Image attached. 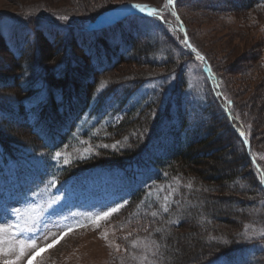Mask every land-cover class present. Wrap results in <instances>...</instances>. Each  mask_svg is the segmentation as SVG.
<instances>
[{"label":"trees","instance_id":"obj_1","mask_svg":"<svg viewBox=\"0 0 264 264\" xmlns=\"http://www.w3.org/2000/svg\"><path fill=\"white\" fill-rule=\"evenodd\" d=\"M165 1L155 6L161 8ZM259 3L264 4V0L243 3L244 9L253 5L256 7ZM176 4L181 18L187 24L179 11L178 0ZM106 8L91 19L95 20ZM139 20L144 19L134 18L130 21L128 29L115 33H111V30L109 34L99 31L81 37L72 35L64 38L65 55L61 56V60H57L59 53L49 46L47 37L38 32L33 45L39 49L43 39L44 45L38 50L41 51V57L36 59L34 56L26 57L22 54L17 58V63L14 59L13 70L0 69L3 74L9 73L7 76L12 79L17 78L18 85V89L0 92V100H5L6 94H9V100L0 101L1 110L12 112L13 100L22 110L26 101L36 102L42 97L37 102L38 119L32 124L23 122L14 113L4 119L0 115V164L14 159L22 166L26 163L25 158L32 154L61 149L71 154V162L64 164L59 173L60 179H64L95 166H125L143 157L152 146L151 135L159 127L165 111L172 106L171 102L167 104L166 99L154 96L156 91L150 100L142 103L140 108L126 112L117 123H102L101 120L93 125L85 123L86 119H97L101 115L100 109L90 107L92 102L96 100L99 104L115 88L125 97L123 104L137 87L157 77L165 78L176 73V88L186 86L187 81L185 74L181 72V65L192 56L183 52V48L180 49L176 37L178 33L160 29L161 23L154 22L153 26L158 32L161 31L162 35L155 41L146 39V28L139 25ZM139 37L144 41L137 45ZM0 43L2 48L7 49L2 40ZM175 47L179 48L177 54ZM150 55L152 58H148ZM205 56L213 70L210 87H221V94L213 100L209 99L207 107L212 114L207 125H198L195 131L188 132L185 140L178 144L181 146L175 148L176 152L172 153L170 159L165 160L167 163L162 167V175L166 179L171 175L184 176L188 183L170 195L167 212L157 208L160 212L157 222L148 217L150 210L139 207L138 203L147 193L142 187L136 190L132 200L122 208L115 220L116 226L121 230L128 228L132 235L145 238L142 242L147 241L150 246L144 248V244H141L135 249L141 252H155L154 264H208L217 253H214L213 246L219 243L221 237H229L233 233L234 224H240L244 217L251 215L250 210H247L248 206L244 205L247 202L244 195L253 188L243 185L250 180L254 184V177L249 168L252 165L251 159L238 133L224 114V99H227L231 109L238 113L235 100L225 90L223 73L217 70L206 53ZM54 61V65L49 68L40 64ZM253 64H248L241 74L246 75L249 69L254 67ZM120 65L123 67L117 69ZM143 67L147 68L146 72ZM154 69H161L163 73L151 74ZM5 78V75L0 76V80ZM255 98L261 102L259 106L253 101ZM252 99L255 102L257 120H264V84L259 92L254 93ZM85 114L87 116L82 120ZM238 115L239 121L248 130L247 122L239 113ZM5 121L17 128H9ZM223 129L230 132L229 141H221ZM251 145L256 150L254 139L251 140ZM234 146H237L240 152H234ZM241 167L246 171V181L241 179ZM170 179L177 182L174 177ZM196 179L201 182L200 187L204 188H200L201 192L195 188ZM189 184L192 185L191 188L188 187ZM229 189L231 194L227 195ZM214 193L220 195L215 196ZM187 202L197 205V208L186 206ZM236 204L239 205L236 214L232 209L218 210L223 206L232 208ZM225 214L237 216L238 222L228 221ZM173 217L177 218L175 222H179L178 224L173 222ZM187 224V228L183 229ZM156 229L162 231L157 232ZM238 232L239 230L232 236ZM152 241H155L158 247H151ZM231 248L229 246L222 250ZM119 253L126 255L127 260H131L135 255L131 246L119 248ZM257 258L259 255H256L253 261Z\"/></svg>","mask_w":264,"mask_h":264},{"label":"rangeland","instance_id":"obj_2","mask_svg":"<svg viewBox=\"0 0 264 264\" xmlns=\"http://www.w3.org/2000/svg\"><path fill=\"white\" fill-rule=\"evenodd\" d=\"M125 1H139L147 2L150 4H160L164 0H0V18L3 22L11 21L13 18L9 17L8 14H14L21 16L23 20L32 19H46L50 23H71L77 25H83L88 20L93 18L96 13L104 8H109L117 5L118 3ZM253 0H178L179 11L182 17L187 22V27L190 37L193 41L201 48L203 52L207 54L215 64L217 70H220L225 78V90L229 92L235 100L236 108L238 113L243 117V119L248 124V131L254 139V144L259 157L264 162V120L258 121L255 113V102L257 98L252 99L255 92H259L261 86L264 84V4H256V7L250 6L246 9L243 3L249 4ZM106 8V9H107ZM62 17H67V19H62ZM5 24H10L9 22ZM140 26L146 28L147 36L146 39L151 38V40H156L162 35L161 31L158 32L154 26L149 23H139ZM151 25V26H150ZM34 27L40 30V28L34 24ZM48 44L51 48L56 49L55 52L59 53L58 59L61 60V56L65 55L64 38L57 34L56 31L49 30L47 33ZM40 38V35H39ZM44 38V37H43ZM16 37H12V44L16 45ZM143 39L139 37L137 39V45L142 43ZM1 44V43H0ZM44 45L42 39L41 46L39 44V49ZM4 48V47H3ZM0 46V69L5 71L7 69L13 70L15 68L14 62L17 58L14 53L10 50L3 49ZM16 49L22 51V54L26 57L34 56L36 59L41 57L39 49L31 43L30 40L23 46H16ZM148 58H152L150 55ZM15 59V60H14ZM19 62L21 61L18 60ZM253 62V66L249 69L246 75L241 74L243 69L247 68L248 64ZM54 62H40L43 66L49 68L50 65H54ZM123 67L120 65L117 69ZM200 65L196 62L190 64L187 68V86L185 91L182 93L183 101L187 102L190 100L189 96L192 94L188 89H194L196 91L202 92L204 89L206 81L205 76L200 69ZM147 71L146 67L142 68ZM219 71V72H220ZM151 74L159 73L163 71L161 69H154L153 71H148ZM5 75L7 78L0 80V85L3 86L0 92L11 89H18L17 78L12 79L9 73H1L0 76ZM244 76V77H243ZM174 77H171L169 82L165 87V91L169 94L172 90ZM163 83L160 79L157 83V87L160 88L159 83ZM245 82V83H244ZM156 84V82L154 83ZM159 84V85H158ZM237 86V87H235ZM156 87V88H157ZM151 91L150 87H141L139 92L144 93L145 96L149 95ZM6 101L9 100V94H6ZM137 97L144 98V96L137 94ZM0 100V101H5ZM253 100V101H252ZM258 106L261 102L256 101ZM136 100H131L128 103V107L137 105ZM197 110L195 104L190 105V115L189 119H193V113ZM191 116V117H190ZM118 116H115L113 120H116ZM192 118V119H191ZM260 118V117H259ZM194 121H201V115L197 112ZM172 124H175L173 126ZM177 117H172L168 123L163 127V132L157 138L159 144L163 147L167 146L169 142H173L172 133L177 129ZM192 124V121L190 125ZM5 125L9 128L15 125L8 124L5 121ZM203 127L207 124L205 121L201 123ZM223 142L229 141L230 132L227 129H223L221 132ZM181 141V137H177L175 140ZM225 140V141H224ZM234 152H240L237 146L233 148ZM163 152V150H158ZM55 164L58 163V159L55 158ZM42 174L46 178H43L41 174L36 175L32 173H27L23 177L15 179L13 176L10 178L0 177V187L6 190V196L0 199V224L15 223L18 222L16 210L21 207L22 211H25V204L27 202L32 205H39L45 211L48 207L49 210L43 217L44 223H39V232L24 233L25 239L33 235L40 237L37 239V245L40 248H45L48 244H53V241L58 242L54 244L53 247L46 248L45 251L41 253L40 256L33 261V264H117L118 252L115 245L124 246L126 240L124 237H132L134 235H129L130 230L124 228L118 233L115 223H109L108 221H101V226L97 228L93 223H82L79 218L73 219L74 216L70 217L69 213L75 215L78 210H73L71 208H65L61 203H57L53 206V199H61L64 201L73 200L71 197L73 195L67 196L61 194V191L56 192V196L49 198L47 203L43 200L48 197L47 194L37 197L32 184L36 183L40 186L43 181L47 183V186H51L50 182L55 177V175L48 174L49 169L47 166L38 160ZM221 164H219L220 166ZM250 171L253 175L254 184L252 180L246 181L245 170L241 167V179L243 185L245 184L247 188H253L249 190L248 194L244 196L247 197L249 203L247 205V210L249 211V216L244 217L240 224H234L235 230L229 237H221L219 243L214 245L213 250L219 252L222 248L237 246L238 248H249V242L258 243L262 248V254L258 258L256 264H264V237L260 235L264 232V192L260 188L261 175L255 172V169L250 165ZM264 176V173H263ZM100 178L105 186L111 182L113 188L119 193H113L110 198L121 201L122 199L128 197L129 186L127 182L123 181L121 177V171L118 168L107 170V169H94L91 173V178ZM56 179V177H55ZM57 180V179H56ZM182 176L179 180L181 185H185L188 181ZM252 181V182H251ZM178 182L170 179L169 187L171 191H174ZM201 182L196 179L195 188L198 192H201L203 187H200ZM22 185H30L28 188L29 198L25 201L26 194L22 192L20 187ZM57 189L62 187L58 181L56 184ZM110 187V186H109ZM201 188V189H200ZM228 192V193H227ZM226 192L227 195L231 194V189ZM215 196H219L220 193H214ZM75 203H77L83 212L86 211L88 215L92 214V210L97 213L102 210L107 209L109 206L108 201L98 200L97 202L92 201L90 197L88 200L84 197V192L82 190L78 191L75 195ZM241 203V202H240ZM113 205V204H112ZM53 206V207H52ZM186 206H191L192 208H197V205L186 204ZM232 209L233 213L239 209V205L236 204L235 207L223 206L218 210ZM246 210V209H245ZM158 212L156 217L151 215L152 212ZM227 220L238 222V217L235 215L225 214ZM19 217V216H18ZM148 217L154 219L157 222L160 217V212L157 208H152L148 214ZM177 220L173 217V222ZM88 221V218H84V222ZM179 222H175L178 224ZM189 224L182 227L187 228ZM238 225V227H237ZM239 232L232 236L235 232ZM66 233V234H65ZM104 233L108 234V238L104 239ZM247 233V235H245ZM232 236V238H231ZM9 244L6 242L0 245V264H4L5 260H15L16 256L19 254L18 245L13 247V251H8ZM247 250V249H245ZM34 249H27L26 255L21 258L16 264H28V257L32 254ZM168 251V250H167ZM129 264V262H127Z\"/></svg>","mask_w":264,"mask_h":264},{"label":"snow or ice","instance_id":"obj_3","mask_svg":"<svg viewBox=\"0 0 264 264\" xmlns=\"http://www.w3.org/2000/svg\"><path fill=\"white\" fill-rule=\"evenodd\" d=\"M174 6L175 0H167V3L165 7L167 6ZM138 10L141 13H147L149 16L153 17H159L160 19H163L162 16H160V10L157 8L149 7L146 4H140V3H134L129 4L128 6H122L118 9V11L122 14H125V18L129 15H133L132 10ZM62 19H67V17H62ZM111 19V18H110ZM187 43V42H185ZM188 47H192L190 44H187ZM193 51L195 49L193 48ZM198 58L203 60L204 57L200 56L198 54ZM243 136L244 134L241 133ZM102 147H108V145H102ZM112 147H115V145H112ZM85 151H91V149H85ZM63 156L62 152H56L55 158L59 159ZM70 159L65 157L64 163L68 164L70 163ZM261 182L264 183V177H262ZM51 184H56L57 180L55 177L50 182ZM191 184L188 185L189 188H191ZM164 204L161 206L164 212H167L168 209V197L165 196L164 198ZM55 202V201H53ZM127 204V200H124L123 202H117L114 205L109 206L107 209L102 210L99 213L92 214L89 216V222L93 223L97 228L101 226V221H108L114 214L119 213L120 210ZM32 213V215L28 216V219H25L24 217L28 215V212L21 213L19 209L16 210L17 215L20 217L18 222L15 223H6V224H0V245L5 244L6 242L9 244L8 251H13V247L18 245L19 247V254L16 256L15 260H5L4 264H16L17 261H19L21 258H23L26 255L27 249H34L32 254L28 257V264H33V261L36 260L38 256L41 255L43 251L46 250V248L53 247L55 243L58 242V239L56 241H53V244H48L45 246V248H40L37 245V239L40 237H37L35 235L28 237L27 239L24 238V233H37L39 232L38 224L40 223V220L42 218L43 214V208L39 205L30 206V209L28 210ZM159 213L158 212H152L151 215L153 217H156ZM147 231V229H145ZM157 232L162 231V229H156ZM66 234V233H65ZM131 235V233L129 234ZM247 235V233H245ZM260 235L264 237V232H261ZM104 239L108 238V234L104 233L103 235ZM125 240H127V237H124ZM141 246V240L139 238L133 239L131 241V247L132 248H138ZM144 248H148L150 245L147 241L144 242ZM119 245H115V248L117 251H119ZM151 247L156 248L158 245L155 241H152ZM2 251V249H0ZM127 251V249H125ZM156 253L154 252L153 255ZM147 256L144 257V260H147ZM213 264H227V261L225 257L218 256L214 261Z\"/></svg>","mask_w":264,"mask_h":264}]
</instances>
